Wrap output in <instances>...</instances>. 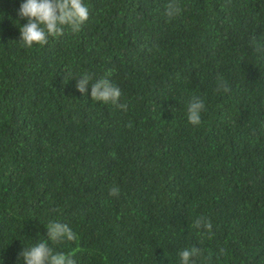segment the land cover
Instances as JSON below:
<instances>
[{"label": "trees", "instance_id": "obj_1", "mask_svg": "<svg viewBox=\"0 0 264 264\" xmlns=\"http://www.w3.org/2000/svg\"><path fill=\"white\" fill-rule=\"evenodd\" d=\"M22 2L0 0V264L52 222L77 264H181L193 246L195 264H264V0H180L171 19L169 0H84L79 32L30 49ZM108 69L126 111L75 86Z\"/></svg>", "mask_w": 264, "mask_h": 264}, {"label": "clouds", "instance_id": "obj_2", "mask_svg": "<svg viewBox=\"0 0 264 264\" xmlns=\"http://www.w3.org/2000/svg\"><path fill=\"white\" fill-rule=\"evenodd\" d=\"M182 11L180 0H169L165 15L170 19ZM20 38L22 45L32 48L34 45L44 46L51 38H58L64 34L65 28L73 33L79 32L82 26L89 20L90 12L84 0H23L18 9ZM250 46L264 58V40L253 36ZM113 69H108L106 75L93 82V77L87 73L77 78L76 88L80 93L86 94L91 84L90 97L97 102L111 103L127 110L126 104L118 103L122 93L118 86L113 84L109 77ZM230 91L229 86L222 78H218L217 91ZM205 110L204 101L194 97L190 101L187 110V119L190 124L198 126L201 124V112ZM131 127V124L128 125ZM110 195L119 197V187H112ZM193 227L203 230L211 238L214 235L212 222L207 217H198ZM47 239L30 248H23L19 256L23 258L24 264H77V258H82L80 246L70 253L54 251L48 241L53 244H61L64 241H76L77 234L69 225L60 222H52L47 226ZM223 252V250H221ZM202 255L198 247L185 248L179 252L181 264H195V257Z\"/></svg>", "mask_w": 264, "mask_h": 264}]
</instances>
